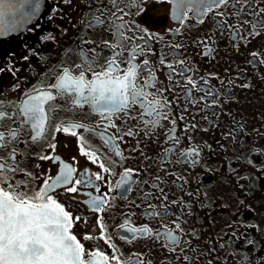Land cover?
<instances>
[{
  "label": "flooded vegetation",
  "instance_id": "1",
  "mask_svg": "<svg viewBox=\"0 0 264 264\" xmlns=\"http://www.w3.org/2000/svg\"><path fill=\"white\" fill-rule=\"evenodd\" d=\"M22 2L4 0L0 11ZM23 11L22 27L0 37L5 190L20 185L32 196L65 166L75 169L48 194L72 213L70 231L85 252H102L109 264H264V0L211 10L175 9L172 0H27ZM14 18L8 26L19 24ZM110 62L119 78L136 66L129 79L147 93L143 105L102 118L92 105L73 104L71 91L57 95L65 69L90 82ZM42 92L54 99L44 101L37 136L22 108ZM153 99L160 104L148 116ZM78 179L87 183L67 193Z\"/></svg>",
  "mask_w": 264,
  "mask_h": 264
},
{
  "label": "snow or ice",
  "instance_id": "2",
  "mask_svg": "<svg viewBox=\"0 0 264 264\" xmlns=\"http://www.w3.org/2000/svg\"><path fill=\"white\" fill-rule=\"evenodd\" d=\"M70 6V0H65ZM116 0H113L115 3ZM4 0H0L2 6ZM225 3V0H212L206 7L211 10L215 5ZM39 5L36 4L35 8ZM0 11V16H2ZM115 15V13H113ZM97 20L100 18L97 17ZM4 23L0 21V29L4 28ZM66 31V30H65ZM117 35L124 36L123 31H118ZM50 36L44 37L49 39ZM107 43V42H105ZM115 47V45H113ZM27 60V57H24ZM147 66L148 60L143 61ZM136 66L128 68L122 78L110 76L109 73H115L116 69L113 63H109L104 73H95L96 80L86 82L84 73L80 72L78 76L69 77L68 70L65 69L64 77L59 79V89L57 95H64L71 91L73 93V104H88L94 106L95 111L101 114L102 118H110L111 114L124 111L130 104L135 105L138 102L143 105L141 97H146L147 93L143 89H138L130 82L131 77L136 74ZM7 69H0V74ZM16 70L13 69V72ZM103 76L104 79L100 77ZM67 85H71L69 88ZM18 86V85H17ZM56 88V85H52ZM54 97L49 92H42L39 95H29L28 99L23 102L22 113L26 122H31L37 131V136L44 132L43 124V104L44 101H51ZM160 101L153 99L149 104L144 105L145 112L148 116H152L157 112L156 105ZM51 111V109H50ZM0 115H3L0 113ZM158 120L146 121L149 125H155ZM114 126V125H110ZM69 127L81 128L85 131H93L86 128L83 124L72 123ZM69 127H64L63 131L68 132ZM101 135L104 133L101 132ZM12 134H10L11 136ZM71 135L75 137L77 133L72 131ZM131 135V132L128 133ZM81 139H83L81 137ZM112 137L105 138L106 144L112 143ZM3 133H0V141H4ZM5 146H7L5 144ZM52 148L55 145H51ZM81 152L95 162V154L85 151L81 147ZM119 154V153H117ZM41 159H50L49 156H42ZM2 167V166H0ZM100 168L108 171L104 164H100ZM75 169L65 166V169L52 183L45 181L46 188H41L32 196L21 193V186H8L5 190L3 185L6 184L8 177L0 171V264H109V257L102 252H92L90 255L85 252L84 245L77 239V236L70 231L73 228V216L70 211L53 199L48 194V190L56 188L59 185H68ZM130 171V170H127ZM127 175V172L125 173ZM96 179H101L96 176ZM87 183L85 180H76L75 184L66 187L67 193H76V185ZM127 184V180L117 182V187L122 188ZM58 195V193H57ZM92 203L94 210H101L103 201L100 197H93ZM75 219H80L79 216ZM179 228V225H177ZM135 231V230H133ZM169 239L175 241L171 233L168 234ZM85 240L91 237L85 236ZM251 243V241H248ZM112 260L116 257L112 256ZM119 264V262H117Z\"/></svg>",
  "mask_w": 264,
  "mask_h": 264
},
{
  "label": "water",
  "instance_id": "3",
  "mask_svg": "<svg viewBox=\"0 0 264 264\" xmlns=\"http://www.w3.org/2000/svg\"><path fill=\"white\" fill-rule=\"evenodd\" d=\"M181 1L187 3V2L190 1V0H181ZM201 1H203V2H207L208 0H201ZM10 10H11V8H5V7L1 8L2 13H3V14L5 13V15L8 14V13H10ZM3 18H5V16H4ZM4 25H5L4 27H8L5 23H4ZM6 29H7L8 31L11 30V29H9V28H3V29H0V32L2 33V32L5 31Z\"/></svg>",
  "mask_w": 264,
  "mask_h": 264
}]
</instances>
